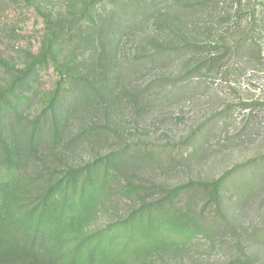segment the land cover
I'll list each match as a JSON object with an SVG mask.
<instances>
[{
	"label": "trees",
	"instance_id": "trees-1",
	"mask_svg": "<svg viewBox=\"0 0 264 264\" xmlns=\"http://www.w3.org/2000/svg\"><path fill=\"white\" fill-rule=\"evenodd\" d=\"M168 2L90 0L73 14L70 10L61 14L48 28L39 54L16 80L20 90L13 95L16 106L9 108L10 101L0 96V130L10 142H17L18 157L43 163L45 178L61 175L68 190L78 182L90 186L100 166L111 167L135 195L127 196L133 206L127 204L126 222L161 212L189 224L193 248L197 245L193 239L199 237L211 251L229 259L225 264H256L249 250L264 244V228L247 225L246 211L264 192V155L237 164L219 178L189 179L176 186L145 178L144 173L187 169L264 140V101L243 102L239 126L235 106L228 105L172 145L140 142L139 123L156 109L192 100L199 84L207 80L264 74V2L253 6L248 29L240 18L231 25L228 10H218L217 0L188 4L184 15L209 11L208 43L182 38L154 50L126 49V38L135 40L149 31ZM188 62L190 68L174 77L166 75L171 66ZM50 63L70 88L58 86L52 93L37 94V71ZM35 101L41 112L31 115ZM17 172L14 168L9 173ZM56 188L49 190L44 202ZM24 231L28 234L13 239L26 249L22 264H46L47 231L40 226Z\"/></svg>",
	"mask_w": 264,
	"mask_h": 264
},
{
	"label": "rangeland",
	"instance_id": "rangeland-1",
	"mask_svg": "<svg viewBox=\"0 0 264 264\" xmlns=\"http://www.w3.org/2000/svg\"><path fill=\"white\" fill-rule=\"evenodd\" d=\"M88 1L0 0V96H6L10 101L9 108L17 104L13 96L20 91L16 80L20 72L33 62V57L39 54L52 22L67 10L75 13ZM205 1L169 0L151 21L149 31L135 40L126 38V49L154 50L159 44L178 42L182 38L200 44L208 43L211 37L205 31L209 11L193 16L184 15L183 12L188 4ZM217 1L218 10L224 7L228 10L231 25L240 18L246 29L253 6L264 2ZM227 24L221 23L220 26L225 27ZM184 63L171 66L166 70V75L174 77L192 65L190 62ZM49 66L37 71V83L34 85L37 94L52 93L58 86L60 89L70 88L68 81L60 79L55 65L50 63ZM225 79L202 82L192 100L151 112L139 123L143 130L140 142L172 145L231 104L235 106L236 124L239 126L244 114L239 106L243 102L253 104L255 100L264 101V74L251 72L242 78ZM40 109L39 102L35 101L29 113L36 115L41 112ZM10 139L1 129L0 264H22L26 249L22 244L13 243L14 236L27 235L25 228L36 226L47 231L46 264H225L229 261L211 251L205 240L199 237L193 239L197 241L196 247L190 246L188 240L194 233L189 229V224L164 213H143L126 222L129 210L127 204L133 206V201L127 196L132 195L134 198L135 195L126 188L121 176L112 174L111 167L100 166L96 175L98 178L90 186L84 187L82 182H78L69 186L68 190L62 179L59 180L61 175L45 178L46 166L43 163L18 157L15 154L17 142H10ZM263 155L264 140L220 154L201 165L176 169L170 173L145 172L144 177L168 186H176L189 179H216L237 164ZM14 168L18 172L10 174ZM122 186L125 188L124 193L119 195L117 192ZM53 187L57 189L56 193L44 202ZM192 194H199L197 196L200 198L204 195L196 192ZM185 199L182 197L183 202ZM105 201H110V204H105ZM40 202H44L45 206L42 207ZM246 212L247 225L264 228V192ZM86 238L96 241L83 244ZM249 253L256 264H264V244L252 246Z\"/></svg>",
	"mask_w": 264,
	"mask_h": 264
}]
</instances>
